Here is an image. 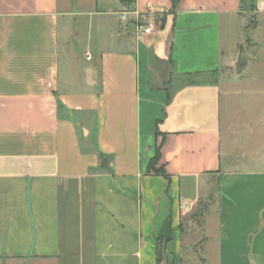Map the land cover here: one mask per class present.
Instances as JSON below:
<instances>
[{"label": "crops", "instance_id": "obj_1", "mask_svg": "<svg viewBox=\"0 0 264 264\" xmlns=\"http://www.w3.org/2000/svg\"><path fill=\"white\" fill-rule=\"evenodd\" d=\"M132 6L0 0V264H264V138L242 154L234 117L264 72L221 81L264 65V0Z\"/></svg>", "mask_w": 264, "mask_h": 264}, {"label": "rangeland", "instance_id": "obj_2", "mask_svg": "<svg viewBox=\"0 0 264 264\" xmlns=\"http://www.w3.org/2000/svg\"><path fill=\"white\" fill-rule=\"evenodd\" d=\"M125 5H126V9L125 12L122 14L123 16V19L124 20H129V11L132 9V2L133 0H123ZM135 18H134V24H135V27L137 29V31L139 32L138 30V27L140 25L143 24V21L141 20V17L138 13H136L135 15ZM249 33L246 32L244 29L242 28H239V26H237V28H234L233 30H230L228 31L227 29H223V37H224V40L226 39L227 43H226V46L228 47V43H229V40L228 38L229 37H233L237 40H245V37L246 35ZM249 47V43L247 42H244L242 44V50H244L245 48ZM79 51H82L81 49H79ZM254 51L252 52H248L247 49H245L243 52L241 53H238V56L241 57L242 59H251L252 62L249 66V68L247 70H245L243 73L241 74H238L240 72H235L234 71H231L229 74H227L224 78H221V81H222V84H228V83H234V84H238L239 82L241 83L243 78H246V77H249L252 73H254V71L258 70V73H263L264 72V65L263 64H259V65H256V60L254 58H256L257 56V53H253ZM261 53V52H260ZM262 56L264 55V52H262L261 54ZM87 69L86 71H84V73L87 75ZM81 74H83V72H81ZM260 76V75H259ZM75 77H77L75 75ZM84 77V74L82 76V78ZM260 80H264V76H260ZM248 84V83H246ZM246 87V86H245ZM252 86L250 85L249 88H251ZM252 89V88H251ZM254 89H258V88H254ZM253 90V89H252ZM245 96L243 95H236L237 97V103L235 106L236 109H239L236 111V113L234 114V117L236 118H239L242 120V124L244 125V127L242 128L244 130V134L241 136H244L241 137V152L242 154H247L250 158H252V155L254 154V150L257 152H260L261 151V142H260V139L264 138V93L263 94H258V92H254L253 91H247L244 93ZM226 96V95H225ZM223 96V97H225ZM235 96V95H234ZM224 100V99H223ZM229 100H227L228 102ZM227 102L224 103L225 105V108H224V114H223V117L224 118H227L229 117L228 116V107H227ZM248 120V121H247ZM249 137V139H254L255 141L251 143V146H248L247 149H245V146L249 144L248 142V139L247 137ZM253 152V154H252ZM258 154L257 158L258 159H262L264 156H263V152L261 153H256ZM246 155V156H247ZM247 156V157H248ZM248 157V158H249ZM256 156L254 155V158ZM218 182V179L217 178H214V180H210V184H212V188L210 189H207L204 196L205 197H208L209 195H212L213 197H216L217 196V193H215V188H214V185ZM184 229L187 231V230H190L189 231V235L187 236V239H186V242H185V245H189V247L192 245V234H191V227L190 225L185 222L184 224ZM188 253V252H187ZM191 255V253H188V254H184L185 257ZM185 262H188L186 261L185 259Z\"/></svg>", "mask_w": 264, "mask_h": 264}, {"label": "built area", "instance_id": "obj_3", "mask_svg": "<svg viewBox=\"0 0 264 264\" xmlns=\"http://www.w3.org/2000/svg\"><path fill=\"white\" fill-rule=\"evenodd\" d=\"M152 25L153 24H151L149 26H146V25L142 24V25H140L138 27V30H139V32H147V33H149L151 31Z\"/></svg>", "mask_w": 264, "mask_h": 264}, {"label": "water", "instance_id": "obj_4", "mask_svg": "<svg viewBox=\"0 0 264 264\" xmlns=\"http://www.w3.org/2000/svg\"><path fill=\"white\" fill-rule=\"evenodd\" d=\"M237 71L240 72L239 66L237 67ZM92 78V68H88V82H90V79Z\"/></svg>", "mask_w": 264, "mask_h": 264}, {"label": "trees", "instance_id": "obj_5", "mask_svg": "<svg viewBox=\"0 0 264 264\" xmlns=\"http://www.w3.org/2000/svg\"><path fill=\"white\" fill-rule=\"evenodd\" d=\"M158 156H159V155H157V157H156V158H158ZM156 158H155V159H156ZM152 164H153V163H152ZM158 171H159V172H162V170H161V169H160V170H158Z\"/></svg>", "mask_w": 264, "mask_h": 264}]
</instances>
